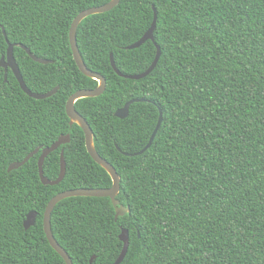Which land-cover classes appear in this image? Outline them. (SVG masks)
Here are the masks:
<instances>
[{"label":"trees","instance_id":"obj_1","mask_svg":"<svg viewBox=\"0 0 264 264\" xmlns=\"http://www.w3.org/2000/svg\"><path fill=\"white\" fill-rule=\"evenodd\" d=\"M109 0H0V58L7 40L26 86L44 93L35 99L11 69L0 66V264H65L43 231V212L58 192L107 188L109 174L89 155L84 132L70 125L65 110L76 90L98 81L78 69L69 28L82 10ZM156 13V46L137 41ZM2 28L6 33L5 39ZM85 65L106 80L98 96L74 106L93 132L98 154L120 176V203L129 212L115 220L109 197L72 196L51 213L54 238L73 264H112L119 256L121 228L129 245L119 264H264V0H120L106 12L85 17L76 31ZM128 115L114 112L130 99ZM162 110V122L141 154ZM68 143L47 155L44 175L66 171L55 185L38 174L37 147L59 136ZM118 147V148H117ZM29 211L35 223L24 229Z\"/></svg>","mask_w":264,"mask_h":264},{"label":"water","instance_id":"obj_2","mask_svg":"<svg viewBox=\"0 0 264 264\" xmlns=\"http://www.w3.org/2000/svg\"><path fill=\"white\" fill-rule=\"evenodd\" d=\"M119 1L120 0H109L108 2H106L102 5L92 6V7H89V8H86V9L80 11L73 18V20L70 24L69 32H68L70 48L72 51L73 59L77 65L78 69L85 76L91 77V78L97 80L98 85L93 89L83 88V89L76 90L74 93H72L66 101L65 110H66L67 116L69 117L70 125H72L73 123H76L83 130L84 139H85V146H86L87 152L89 153L91 158L97 164H99L102 168H104L106 170V172L109 174V176L111 178L112 184L110 187H107V188H73V189L63 190V191H60L57 194H55L48 201V203L45 207V210L43 212V219H42L43 231L45 233V236H46L47 241L49 242L50 246L63 258L65 264H73V263H72L70 256L68 255V253L63 249V247L60 246V244L54 238L52 230H51V213H52L54 206L60 200L67 198V197H72V196L109 197L111 200V203L114 207V210H115V220H117V218L119 216H123L124 214L129 212V207L122 205L120 203L119 199L117 198V195H118L119 190H120V176L118 175V173L115 170V168L113 167V165H111L106 159L102 158L98 154V152L96 151L95 146H94V142H93L92 129H91L90 125L88 124V122L86 121V119L81 114H79L77 112V110L75 109V106H74L75 101H77L78 99L85 98V97L98 96L106 88L105 78L101 74L94 72L91 69H89L85 65V63L83 62V60L81 58L79 48L77 45V39H76L77 27H78L79 23L85 17L92 15V14H97V13L109 11L114 6H116ZM153 11H154V17H153V22H152L150 28L137 41L126 46V48H128V49H132V48L139 47L146 40H151L152 42H154V44L156 46V54H155V57H154L152 63L150 64V66L145 71H143L141 73L126 75V74L121 73L116 68L114 60H113V55H112V53H110L111 65L114 68V70L116 71V73L119 74L120 76H123L125 78H129V79H140V78L148 75L153 70V68L156 66L157 61H158L160 54H161V50H160V47L156 44V42L154 40V35H153L155 23H156V13H155L154 6H153ZM2 32H3L5 39L7 40L6 33H5L3 28H2ZM7 44H8V46L6 49V54H5V56H2L0 58V66L4 69V82L7 81L8 69H11V71L14 74V76L16 77L21 89L28 96L35 98V99H44V98H47V97H49V96H51L57 92V90L59 88L58 85H56L51 90L44 92V93H38V92L31 91L23 81V77L20 73L19 67H18L16 60H15V57H14L13 48L15 45L20 46L22 49L25 50V52L34 61L39 62V63H43V64L51 63L52 60L44 59V58H41V57H38V56L32 54L30 52V49L23 44H13V43L8 42V40H7ZM142 100H144V99L133 98V99L128 100L127 102H125L123 107L117 109L114 112V115L118 118H125L128 115L130 104L133 102L142 101ZM158 110H159L158 120H157V123L155 125L154 130L152 131V133L150 135V138H149L147 144L141 150H139L137 152L125 153V154H127V155L141 154L151 145V143H152V141L156 135V132L158 131V129L161 125V122H162V110L160 108ZM69 141H70V135L68 133L61 135V136H59V138L55 142H53L49 146H46L43 148L37 147L34 150H32L31 152H29L22 160L14 161V162L10 163L7 167V171H11V170L19 168L24 163H26L30 157H32L38 151H41L40 155L38 157V162H37L38 174H39L41 182L43 184H49V185L58 184L63 179V177L65 175V171H66V164H65V159H64V150L63 149L60 150L59 174L53 180L48 179L44 175V172H43L44 159L53 150L57 149L62 144L68 143ZM36 216H37L36 211H29L26 214V217L23 221L24 229H28L30 226H32L35 223ZM119 239L122 242V249H121L119 256L116 258V260L112 264H119L126 255L128 245H129V236H128L127 229L121 228L120 233H119ZM92 260H93V257H91L89 260L90 264H92Z\"/></svg>","mask_w":264,"mask_h":264}]
</instances>
